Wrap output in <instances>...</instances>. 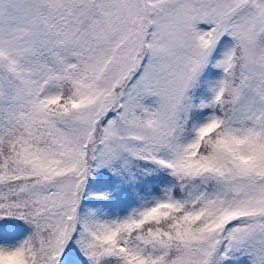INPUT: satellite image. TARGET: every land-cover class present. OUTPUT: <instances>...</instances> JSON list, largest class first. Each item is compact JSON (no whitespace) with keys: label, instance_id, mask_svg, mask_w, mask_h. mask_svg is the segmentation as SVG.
Returning a JSON list of instances; mask_svg holds the SVG:
<instances>
[{"label":"snow or ice","instance_id":"1","mask_svg":"<svg viewBox=\"0 0 264 264\" xmlns=\"http://www.w3.org/2000/svg\"><path fill=\"white\" fill-rule=\"evenodd\" d=\"M0 264H264V0H0Z\"/></svg>","mask_w":264,"mask_h":264}]
</instances>
